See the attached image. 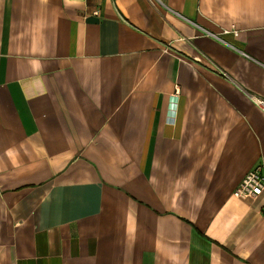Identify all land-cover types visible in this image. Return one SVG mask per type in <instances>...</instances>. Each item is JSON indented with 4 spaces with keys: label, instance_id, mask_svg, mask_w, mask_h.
Wrapping results in <instances>:
<instances>
[{
    "label": "crops",
    "instance_id": "crops-1",
    "mask_svg": "<svg viewBox=\"0 0 264 264\" xmlns=\"http://www.w3.org/2000/svg\"><path fill=\"white\" fill-rule=\"evenodd\" d=\"M264 0H0V264H264Z\"/></svg>",
    "mask_w": 264,
    "mask_h": 264
},
{
    "label": "built area",
    "instance_id": "built-area-1",
    "mask_svg": "<svg viewBox=\"0 0 264 264\" xmlns=\"http://www.w3.org/2000/svg\"><path fill=\"white\" fill-rule=\"evenodd\" d=\"M264 191V166L258 164L250 169L234 191L239 197H257Z\"/></svg>",
    "mask_w": 264,
    "mask_h": 264
}]
</instances>
